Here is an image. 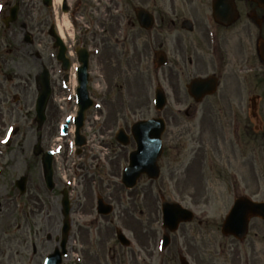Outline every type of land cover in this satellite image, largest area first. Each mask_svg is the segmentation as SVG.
Returning a JSON list of instances; mask_svg holds the SVG:
<instances>
[{
    "label": "rangeland",
    "instance_id": "obj_1",
    "mask_svg": "<svg viewBox=\"0 0 264 264\" xmlns=\"http://www.w3.org/2000/svg\"><path fill=\"white\" fill-rule=\"evenodd\" d=\"M4 1L0 0V7ZM5 2L8 4L0 9V17L7 13L14 0ZM27 12V2L20 3L17 21L7 30L0 23V48L3 49L0 53L7 61L0 76L2 91L7 92L2 110L5 115V108H11L12 117L9 122L16 123L18 127V133L12 137L11 144L1 149L0 209L3 208V212L5 208L23 207L28 213L29 208L38 211L39 207H43L38 217L43 218L40 219L41 224L44 225L46 219L48 223L45 233L35 236L31 221L36 218L35 215L33 218L27 217L28 221H18L21 228L18 231L13 229L17 231V238L30 243L27 258L22 257L20 264H27L25 262L30 260L32 244L37 247V251L39 246L42 247L31 264H42L45 256L52 250L54 242L51 238L60 225L59 191L62 188H69L73 204H77L84 213L81 217L83 222L105 225L113 220V225L123 229L131 241V248L126 250L129 256L127 264H179L178 256L173 251L170 255L160 252V197L176 201L194 212L195 219L189 224L181 225L176 234L171 235V239L175 240L173 249L182 248V255L189 264H264L262 221H251L247 238L241 243L222 236L219 232L222 221L237 196L244 195L257 202L264 201V154H261L264 148V129L257 135L258 160L255 167L250 166L248 160L249 144L245 151H241L242 158L236 148L235 156L233 155L227 130L225 143L219 142V151L216 148L212 151L210 147L213 144L208 140L204 148V162L194 160L192 165L190 151L189 156L187 155L191 145L188 140L189 117L186 114H164L166 108L160 114L156 112L152 98L157 71L127 65L124 61L118 64L112 54L113 49H107L108 53L104 52L109 55L111 64L106 60L108 57L90 62L89 91L94 105L86 112L81 134L87 142L79 154H76L77 148L73 143L72 120L76 112L74 99L67 86L63 90L58 85L56 73L52 77V82L56 80V83L51 84L52 94L46 107V121L38 133L43 135V149H53L55 154L53 168L57 188L54 192H47L43 186L39 159L33 157L32 148L37 135L36 125L33 124L36 97L34 77L40 72L41 65L51 69L46 49L43 50L48 39L45 36L39 39L29 30ZM33 17L34 22H37L42 16L36 13ZM65 19L63 17L64 21ZM58 22H61L60 17ZM27 33L33 36L32 45L25 42ZM185 73L178 71L181 91L188 83ZM14 83L19 84L21 93L13 90ZM2 91L0 97L3 100ZM14 95L19 96L17 103L12 100ZM181 95L183 103H189V99ZM172 106V102L168 103L167 108L174 110ZM214 115L222 123H225L228 116ZM156 116L166 122L163 136L165 155L158 162L160 177L156 181H149L141 175L137 186L132 191H127L120 183V173L127 165V158L122 153H118L119 159L115 158L116 150L119 149L113 135L118 128L124 127L125 122L130 127L135 121ZM260 117L264 128V114H260ZM9 122L6 116L3 122L0 119L3 129L8 127ZM65 124L68 131L62 134L61 127ZM175 132H180L182 139L174 140ZM219 158L223 165L222 170L218 169L222 177L214 180L211 177L219 172L216 168L210 172L207 161L215 160L217 163ZM252 168H255L256 177ZM24 175L28 177L26 193L19 196L13 184L15 179ZM32 194L37 199H31ZM97 194L113 207L112 214L107 218L96 215ZM14 199L16 202H13ZM18 217L22 218V215L18 214ZM28 227L30 234L27 233ZM39 227L41 228L40 225ZM48 235L51 236L50 242L47 240ZM146 242L149 249L146 247L143 251L141 247L145 248ZM91 263L88 261L85 264Z\"/></svg>",
    "mask_w": 264,
    "mask_h": 264
},
{
    "label": "flooded vegetation",
    "instance_id": "obj_2",
    "mask_svg": "<svg viewBox=\"0 0 264 264\" xmlns=\"http://www.w3.org/2000/svg\"><path fill=\"white\" fill-rule=\"evenodd\" d=\"M25 2L28 7V28L36 35L35 37L40 39L41 36H45L50 40V31L59 33V25L55 23L58 16L54 19L51 8H46L41 0ZM25 2L14 0V4L18 5V12L20 3ZM61 2L59 13L65 14L69 22V26L60 31L69 65L73 62L78 65L76 49H85L89 62L91 60L98 62L101 58L108 57L104 59L111 64L107 51L113 49L112 54L118 64L124 61L127 65L160 72L155 73L157 77L155 86L161 88L164 94L166 108L164 114H186L189 117L188 140L191 145L187 155L189 156L190 151L191 164L193 165L194 160L204 162V148L208 140L213 144L210 149L214 151L216 148L219 151V142L225 143L227 130L233 155L235 156L236 148L239 157L242 158L241 151H245L249 144L248 160L250 166L255 167L258 160L257 135L264 129L260 120V114H264V58L261 57V54L264 57V9L258 6L257 0H61ZM8 11L9 9L7 13ZM217 11L219 14L216 16ZM36 13H40L42 20L34 22L33 16ZM31 42L33 44V37ZM50 45L43 47V50L53 51L52 40ZM259 47L263 52H259ZM31 49L35 51V48ZM2 50L0 48V51ZM3 56L1 52L0 76L7 62ZM54 57L56 58L55 55ZM55 58L51 59L47 54L51 77H55L56 73V68L52 66V61L56 62ZM43 66L45 65H41ZM56 67L60 71L58 63ZM178 71L186 72L185 77L188 79L183 91ZM7 78L11 81V77ZM196 79H207V85L193 86ZM57 80L63 81L61 72ZM55 83L56 80H53V84ZM188 84L189 94L186 88ZM1 87L0 85V93ZM13 90L21 93L18 83L13 84ZM2 92L4 101L0 97V119L7 94L6 91ZM181 94L189 99V103H183ZM14 98L18 100L19 96L14 95ZM171 102L174 110L167 108ZM5 109L7 114H12L10 107ZM214 114H227L225 123L214 117ZM123 129L129 134L126 122ZM174 134V140L182 139L180 132ZM113 139L115 141L114 135ZM37 141H40L43 148V135L37 133ZM115 144L119 149L116 150L117 159L118 153H122L126 158L135 148L131 142L126 147L119 145L118 142ZM164 145L163 142V150ZM262 149L263 155L264 148ZM163 155L164 151L162 157ZM33 157L40 161V156ZM207 163L210 172L215 171V168L219 172L211 179H221L219 171L223 166L221 158L217 163L215 160H208ZM252 172L256 177L255 168ZM56 184L55 180L53 190L57 188ZM13 188L15 189L14 184ZM32 197L37 199L35 194L30 198ZM13 202H16V199ZM42 208L39 207L38 211L29 208L28 213L23 207L7 208L8 211L5 208L3 212H1L3 208L0 209V264H20L22 257L27 258L30 243L17 238L16 232L21 228L18 221H28L27 217L33 218L35 215L36 218L31 220L35 236L44 234L48 222L46 219L44 225L41 224L40 219L43 218L38 215ZM69 208L70 227L65 237V254L61 259L63 264H85L88 261L92 262L91 264H127L129 256L126 250L129 248L123 247L116 239L113 220L105 225L89 221L83 223L81 217L84 213L80 207L73 204ZM61 210L59 205L60 225L59 230L51 238L54 245L50 252L61 245L64 220ZM18 214L22 215V218L18 217ZM14 228L17 231H14ZM29 230L28 227V234ZM50 237L47 236L48 242ZM40 243L43 241L40 240ZM41 247L42 245L38 251ZM146 247L149 249L148 242L145 248L141 249L144 251ZM174 247L175 240L170 237L164 253L170 255L173 251L178 258L183 256V249L174 250ZM38 251L32 244L31 258L25 263L31 264L37 258L35 255Z\"/></svg>",
    "mask_w": 264,
    "mask_h": 264
},
{
    "label": "water",
    "instance_id": "obj_3",
    "mask_svg": "<svg viewBox=\"0 0 264 264\" xmlns=\"http://www.w3.org/2000/svg\"><path fill=\"white\" fill-rule=\"evenodd\" d=\"M264 5V4H262ZM15 19V9L11 10V18L8 21H13ZM7 23V22H6ZM83 65L78 70V88H77V98H78V112L77 118L75 120V136L76 144H84V140L79 136V130L82 126L84 119V114L86 110L92 105L88 99L87 94V61L85 58L82 60ZM200 81H195L193 85H201ZM40 93L36 103V112L38 124L41 125L44 121V110L47 104V100L50 94V89L48 85V77L44 72L39 77ZM190 87V86H189ZM188 87V89H189ZM158 101V99H157ZM163 107L162 94L158 101L157 109ZM164 124L161 119H151L149 121H139L132 126V134L137 145V150L130 155L129 166L124 170L122 183L127 188H132L135 186L138 177L142 174H146L151 179H156L158 177L159 171L157 168V159L161 155V134L163 133ZM121 137H117L118 142L125 145L127 141L123 138L122 133H119ZM45 174L46 181L49 185L51 182V167L50 158L45 159ZM51 187V184L49 185ZM19 188L23 191L24 179L19 182ZM63 203L67 208L68 200L67 197L63 199ZM99 210L104 211L103 213H109V207L106 208L102 203L98 204ZM68 209V208H67ZM163 212V225L169 230L174 231L179 223L191 221L193 215L182 209L176 203H166L162 204ZM260 218L264 221V203L252 202L246 198H239L235 201L233 208L231 209L228 216L225 218L222 225L221 233L225 236L232 235L235 238L242 240L245 238L247 233V225L249 219ZM123 239V237H121ZM167 241V240H166ZM128 244V242H126ZM59 255H57L58 258ZM182 264H185L181 261ZM52 263V260L51 262ZM54 264H57L54 262Z\"/></svg>",
    "mask_w": 264,
    "mask_h": 264
},
{
    "label": "bare ground",
    "instance_id": "obj_4",
    "mask_svg": "<svg viewBox=\"0 0 264 264\" xmlns=\"http://www.w3.org/2000/svg\"><path fill=\"white\" fill-rule=\"evenodd\" d=\"M56 1L60 2V0H56Z\"/></svg>",
    "mask_w": 264,
    "mask_h": 264
}]
</instances>
